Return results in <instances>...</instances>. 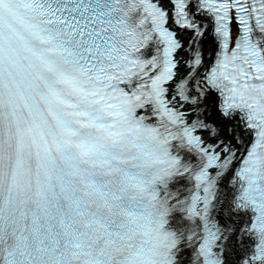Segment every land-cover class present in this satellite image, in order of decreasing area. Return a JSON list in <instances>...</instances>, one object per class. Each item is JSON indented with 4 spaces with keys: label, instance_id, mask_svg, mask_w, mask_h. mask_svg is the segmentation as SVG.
I'll return each instance as SVG.
<instances>
[{
    "label": "snow or ice",
    "instance_id": "snow-or-ice-1",
    "mask_svg": "<svg viewBox=\"0 0 264 264\" xmlns=\"http://www.w3.org/2000/svg\"><path fill=\"white\" fill-rule=\"evenodd\" d=\"M0 264H264V0H0Z\"/></svg>",
    "mask_w": 264,
    "mask_h": 264
}]
</instances>
